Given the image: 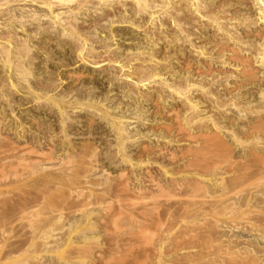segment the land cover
Returning a JSON list of instances; mask_svg holds the SVG:
<instances>
[{
    "label": "rangeland",
    "instance_id": "374dc122",
    "mask_svg": "<svg viewBox=\"0 0 264 264\" xmlns=\"http://www.w3.org/2000/svg\"><path fill=\"white\" fill-rule=\"evenodd\" d=\"M43 1L0 0V264H264V187L244 191L232 127L218 131L231 157L212 148L204 158L203 150L196 168L184 162L194 143L174 131L180 121L187 131L200 120L202 132L213 129V117L222 125L225 116L239 127L237 118L245 122L211 95L229 101L237 80L236 68L221 63L227 53L217 54L221 31L201 20L194 23L205 25L195 29L201 36L183 40L173 15L150 19L133 0L52 2L51 10ZM242 7H234L237 14L245 13ZM261 22L250 28H263ZM247 50L242 54L252 58L262 85L241 100L263 106L264 67ZM100 59L108 61L92 66ZM189 84L196 111L174 90ZM151 174L156 187L148 185Z\"/></svg>",
    "mask_w": 264,
    "mask_h": 264
},
{
    "label": "bare ground",
    "instance_id": "6f19581e",
    "mask_svg": "<svg viewBox=\"0 0 264 264\" xmlns=\"http://www.w3.org/2000/svg\"><path fill=\"white\" fill-rule=\"evenodd\" d=\"M70 1L71 0H51V2L48 0V1H46V0H44L43 2H41L42 3V5L45 7V8H47V9H50L51 8V6H50V4L52 3V2H57L56 4H61V3H63V4H65V5H67V3L69 2V4H70ZM85 1H90V0H85ZM102 1V0H101ZM105 1V0H104ZM109 2L110 0H106V2ZM117 1V0H116ZM118 1H120V0H118ZM130 1V0H129ZM134 2H135V4L138 6V8H136L137 9V12L138 13H140L142 10H144V8L146 7V9H148V13H149V18L150 19H153V18H155V14H158V16L160 17V15H163L162 13H165V15H167V14H171V15H173L172 17H170V15H169V17L171 18V20H174L173 22L175 23V27L177 28L178 27V30L180 31V33L183 35L181 38L184 40V39H190V40H192V38L190 37L191 35H195V37H194V39L195 38H198L199 36L198 35H200L199 34V31H197L198 32V34L196 33V31H195V29L197 28V25H194V23H198L199 21H201V20H204V22H206V25H213V26H215L216 27V29L218 30V32H220L221 31V37L222 38H220V40H222L221 42H219V43H217L216 45H218V46H216V48H217V51H219V52H217V54H219L220 55V57H223V55H224V53H227L226 55H224V60H222V64H226V65H228V66H234L235 68H236V70H237V73L235 74V76H234V78H237V80H236V82H233V92L234 93H232V92H229V91H227V94H229L230 95V97L228 98L229 99V101H223V98L220 96V95H218L217 96V92L216 93H214V92H212V94L211 95H213L214 96V99H213V102L215 101L216 103H217V105H218V107H221V108H228V109H231L232 107H234L235 109H237V111L238 112H241L242 114H240V115H242V116H244L245 118H243V119H245L244 121L245 122H241L240 120H238V118H237V122L239 121V123L240 124H242V127H239L237 124H235L234 122H233V119H231L230 117H223V119H226L225 121H226V123L223 121V119H222V123L224 124V125H222V124H220L221 122L219 121V118H215V117H213L212 119H211V121H212V126L211 127H213V129L212 128H207L206 127V132H202V127H201V125H200V120H199V123L197 122L196 124H198L199 126L197 127V126H193V128H192V125H188L187 127H188V130L187 131H182V128L180 127V122H179V124H177V126H175V128H174V131L177 133V134H180V136L182 137V138H178L179 140H184V142L185 141H189V142H192V143H194L193 145H192V143H191V145L192 146H190V148H187V147H185V148H187L188 150H186V151H184L185 152V154H186V160L184 161V162H186L185 164V166H190V167H193L194 168V166L196 165V164H198L197 162H196V160H198V158H199V161H201V156L203 155L201 152L203 151V150H205V151H203L204 152V158L206 157V151L207 150H209V149H212V148H214L215 150L216 149H218V152L221 150V151H224L225 153H227V154H225L224 152H222V153H224L225 154V156L227 155L228 157H231V152H232V147H230V143H228V142H226L222 137H220V135H219V133H218V131L220 132V129H223V128H225V126H229V127H232V130H230L231 131V138L232 139H234V141H236L237 142V145H238V147L240 148V150H241V153H240V155H241V158H243V163H244V166H243V173H242V175H243V180L242 181H240L241 182V184H242V182H243V184L245 185V189L246 190H244L245 192L246 191H251V190H253V192L255 191V192H262L263 190H260L261 189V187H264L263 185H264V105L263 106H252V104H250V105H247V107L246 106H243L244 105V103L246 104V102H244V101H242L244 98H243V96H245V95H248L249 97L250 96H252V98H253V91H251V89H253V87L255 86H257V83H258V85H262V83H260V80L259 79H257V76H255V74H257L258 73V71L253 67V62H252V58L250 57V54H252V55H255V58L254 59H256V63L257 62H259V65H261V66H263L264 67V49H260L259 47H258V45L256 46V45H254V44H252L251 42H249V40H246V38H249V37H253L254 39H256V40H258V41H261V43H258L259 44V46H263V48H264V25L262 26L263 28H260V29H258V28H255L257 25H258V21L260 20V19H262L263 20V22H261V23H264V0H252L253 2V4L255 5V6H257V7H255L254 9H255V11L257 10L258 12H256V14L258 15L256 18H252L251 17V4H249V3H247V0H217V2H216V4H214L215 3V1L214 0H173V2H172V0H133ZM232 1H234V2H232ZM74 2V1H73ZM84 2V1H83ZM81 3V4H84V3ZM214 2V3H213ZM232 2V3H231ZM72 3V2H71ZM86 3V2H85ZM78 4H80V3H78ZM102 4V3H101ZM106 4V3H105ZM122 4V3H121ZM127 4V2L125 3V5ZM135 4H134V6H135ZM119 5V4H118ZM122 5H124V4H122ZM124 5V6H125ZM129 5H131V4H129ZM236 5L237 6H243L242 8H244L245 9V13H243V14H240V13H238L237 14V12L238 11H235L234 10V7H236ZM254 5H252L253 7H254ZM42 6V7H43ZM53 6V5H52ZM101 6V5H100ZM106 6V5H105ZM107 6H108V4H107ZM112 6V5H111ZM41 7V6H40ZM98 7V6H97ZM117 7V6H116ZM136 7V6H135ZM82 8V7H81ZM113 8H115V5H114V7ZM112 8V9H113ZM118 8H120V7H117V8H115V9H118ZM125 9H126V7H125ZM238 9H239V7H238ZM253 9V8H252ZM51 10V9H50ZM49 10V11H50ZM114 10V9H113ZM127 10V9H126ZM71 11H72V9H71ZM115 11V10H114ZM113 11V12H114ZM73 12V11H72ZM84 12V11H83ZM126 12V11H125ZM131 12H133V11H131ZM131 12H130V14H131ZM110 13V12H109ZM142 13H143V11H142ZM105 14L106 15H108V13L107 12H105ZM134 14V13H133ZM111 15V14H110ZM119 15V14H118ZM143 15V14H142ZM141 15V17H143ZM164 15V16H165ZM158 16H156V17H158ZM253 16V15H252ZM133 17V16H132ZM136 17V16H135ZM99 18V17H98ZM106 18V17H105ZM124 18H127V17H125L124 16ZM130 17H128V19H129ZM56 19V18H55ZM57 19H59L58 17H57ZM61 19V18H60ZM64 19H66V18H64ZM101 20V19H100ZM123 20H126V19H123ZM155 20V19H154ZM59 21V20H58ZM68 21V20H67ZM67 21H66V24L69 26V23H67ZM156 21V20H155ZM69 22V21H68ZM97 22V21H96ZM98 22H100V21H98ZM97 22V23H98ZM123 22V21H122ZM125 22V21H124ZM10 23V22H9ZM92 23V22H91ZM97 23H95V25L97 24ZM208 23V24H207ZM260 23V22H259ZM20 24V23H19ZM59 24V23H58ZM199 24H200V22H199ZM60 25V24H59ZM98 25H99V23H98ZM130 25V24H129ZM152 25V24H151ZM252 25L253 26H255V27H253L254 29L252 30V28H250V27H252ZM71 26V25H70ZM97 26V25H96ZM104 25H101L100 24V27H103ZM136 26H137V24H136ZM199 26V25H198ZM202 26V25H201ZM201 26H199L197 29H199ZM156 27V26H155ZM160 27V26H159ZM10 28V27H9ZM96 28V27H95ZM139 28L141 29V27L139 26ZM145 28V27H144ZM201 28H205V25H203ZM206 28H207V26H206ZM88 29V28H87ZM105 29V28H104ZM111 29V28H110ZM138 29V28H137ZM83 30H85V29H83ZM238 30H239V32H238ZM145 31V30H144ZM147 31V30H146ZM146 31H145V33H146ZM9 32V31H8ZM16 32V31H15ZM70 32V31H69ZM68 32V33H69ZM67 33V34H68ZM144 33V34H145ZM149 34H151L150 32H148ZM217 33V32H216ZM75 34V33H74ZM80 34H82V33H80ZM80 34H79V37H80ZM149 34H148V36H147V38L148 39H150L151 41V43L153 42V38L151 39V38H149ZM218 34V33H217ZM12 35V34H11ZM48 35V34H47ZM66 35V34H65ZM64 35V36H65ZM85 35V34H84ZM112 35V34H111ZM196 35H197V37H196ZM113 36V35H112ZM179 36V35H178ZM181 36V35H180ZM201 36V35H200ZM77 37V36H76ZM79 37H78V39L77 40H79ZM109 37V36H108ZM111 37V36H110ZM150 37H152V34H151V36ZM156 37V36H155ZM166 37V36H165ZM190 37V38H189ZM68 38V37H67ZM75 38V37H74ZM82 38V37H81ZM87 38V36L85 37V38H82L81 40L85 43L86 42V39ZM144 38V37H143ZM164 38V37H163ZM178 38V37H177ZM243 38H245V39H243ZM147 39V40H148ZM160 39V38H159ZM172 40H174V42H175V38H171ZM171 39H170V41H171ZM1 40V39H0ZM3 40H4V38H3ZM74 40V39H73ZM76 40V39H75ZM87 40H88V38H87ZM179 40V39H178ZM15 41V40H14ZM81 41V42H82ZM93 41V40H92ZM108 41V40H107ZM158 41V40H157ZM156 41V42H157ZM182 41V40H181ZM186 41V40H185ZM16 42V41H15ZM74 42V41H73ZM168 42V41H167ZM171 42H173V41H171ZM191 42V41H190ZM253 42H255V41H253ZM77 43V42H76ZM79 43V42H78ZM86 43H88V42H86ZM8 44V43H7ZM19 44V43H18ZM21 44H22V42H21ZM89 44V43H88ZM91 44V43H90ZM257 44V43H256ZM191 45L192 46H194L195 47V49L197 48L196 46H195V43H194V40H193V42H191ZM214 45V44H213ZM76 46V45H75ZM91 46V45H90ZM106 46V45H105ZM156 46V45H155ZM168 46V45H167ZM173 46V45H172ZM246 46V47H245ZM108 47V46H107ZM154 47V46H153ZM193 47V48H194ZM205 47V46H204ZM79 48H81L80 46H79ZM105 48V47H104ZM76 49V48H75ZM82 49V48H81ZM95 49V48H94ZM93 49V50H94ZM143 49V48H142ZM248 49V50H247ZM15 50V49H14ZM17 50V49H16ZM182 51H184L183 49H181ZM244 50H247V51H250V54L249 53H247V54H249V57L250 58H248V55L247 56H245V55H243L242 54V52H244ZM13 51V50H12ZM86 51V50H85ZM92 51V50H91ZM108 51V50H107ZM216 51V50H215ZM23 52V51H22ZM84 52V51H83ZM83 52H81L82 53V55H83ZM90 52V51H89ZM152 52H153V50H152ZM195 52H197V53H199V54H204V49H202V48H200V49H196L195 50ZM194 52V53H195ZM79 53V52H78ZM96 53V52H95ZM143 53V52H142ZM154 53V52H153ZM19 54V53H18ZM85 54H86V52H85ZM97 54H99V52H97ZM152 54V53H151ZM184 54V53H183ZM246 54V53H245ZM79 55V54H78ZM81 55V54H80ZM87 55H88V52H87ZM90 55H92V54H90ZM104 55V54H103ZM134 55V54H133ZM158 55V54H157ZM201 56V55H200ZM84 57H87L86 55L84 56ZM83 57V58H84ZM89 57V56H88ZM142 57V56H141ZM148 57H150V56H148ZM176 57V56H175ZM16 58V57H15ZM78 58H79V56H78ZM136 58V57H135ZM82 59V58H81ZM80 59V60H81ZM90 59V58H89ZM205 59V58H204ZM217 59V58H216ZM222 59V58H221ZM14 60V59H13ZM12 60V61H13ZM84 60H85V58H84ZM101 60V59H100ZM100 60H99V62H95V60H94V62L92 63V66L94 65L95 67H99V66H101V65H104L105 64V62L106 61H108V59L107 60H105V62L103 61V60H101L102 62H103V64H100ZM110 60V59H109ZM119 60V59H118ZM159 60V59H158ZM8 61V60H7ZM11 61V62H12ZM87 61V60H86ZM89 61H93V60H89ZM98 61V60H97ZM114 61V60H113ZM117 61V60H116ZM128 61V60H127ZM126 61V62H127ZM145 61V60H144ZM148 61V60H147ZM153 61V60H152ZM156 61V60H155ZM255 61V60H254ZM17 62V61H16ZM28 62V61H27ZM101 62V63H102ZM124 62V61H123ZM126 62L125 63H123V64H126ZM130 62H131V59H130ZM166 62V61H165ZM84 63V62H83ZM89 63V62H88ZM91 63V62H90ZM108 63V62H107ZM110 63V62H109ZM112 63V62H111ZM122 63V62H121ZM156 63H157V61H156ZM162 63H164V62H162ZM187 63V62H186ZM86 64V63H85ZM122 64V65H123ZM155 64V63H154ZM158 64V63H157ZM255 64V63H254ZM258 64V63H257ZM6 65V64H5ZM122 65H120V66H122ZM127 65V64H126ZM126 65H123V67L125 66L126 67ZM151 65V64H150ZM115 66H117V62H116V65ZM149 66V65H148ZM13 67V66H12ZM16 67V66H15ZM124 67V68H125ZM128 67H130L129 65H128ZM202 67V66H201ZM7 68V67H6ZM120 68H122V67H120ZM119 68V69H120ZM127 68V67H126ZM144 69V68H143ZM234 69V68H233ZM20 70V69H19ZM138 70V69H137ZM206 70V69H205ZM204 70V71H205ZM219 70V69H218ZM209 71H210V69H209ZM208 71V72H209ZM230 71V70H229ZM144 72H146V71H144ZM260 72V71H259ZM150 73V72H149ZM156 73V72H155ZM148 74V73H147ZM152 74H154V73H152ZM230 74H231V72H230ZM17 75H18V73H17ZM28 75V74H27ZM123 75V74H122ZM156 76H154V75H148V76H151V77H149V80L151 79V78H153V77H155V80L154 81H156V78L157 77H159V74L157 73V74H155ZM158 75V76H157ZM204 75V74H203ZM261 75H263V77H264V69L262 70V74ZM129 76V75H128ZM231 76V75H230ZM121 77V76H120ZM183 77V76H182ZM218 77V76H217ZM228 78V76H225V81H226V79ZM232 78H233V75H232ZM239 78V79H238ZM154 79V78H153ZM153 79H152V81H153ZM159 79V78H158ZM262 79V78H261ZM139 81H140V84H141V82L143 81L144 82V80L145 81H147L148 80V78L147 77H145V79L143 80V78H141V79H138ZM184 80H185V78H184ZM187 80V79H186ZM192 80V79H191ZM263 80H264V78H263ZM224 81V82H225ZM189 82V81H188ZM261 82H263V81H261ZM136 83V82H135ZM181 83V82H180ZM29 84V83H28ZM133 84V83H132ZM138 84V83H137ZM164 84V83H163ZM208 84V83H207ZM226 84V83H225ZM50 85V84H49ZM136 85V84H135ZM144 85V84H143ZM142 85V86H143ZM184 85V84H183ZM29 86V85H28ZM43 86V85H42ZM48 86V85H47ZM169 86V85H168ZM193 85H191V84H189L188 86H184L182 89H181V87L179 86L178 88L177 87H175V92H176V94L178 95V97H180V98H182V99H184L188 104H187V107L189 108V110H195L196 111V109H198V107H197V102H195V101H192L193 99H192V97H190V96H188V94L186 95V93L190 90V89H192L193 87H192ZM248 86H250V88H246V87H248ZM252 86V87H251ZM31 87V86H30ZM167 87V86H166ZM210 87V86H209ZM208 87V88H209ZM254 87V88H255ZM260 87V86H259ZM132 88V87H131ZM136 88V87H135ZM168 88V87H167ZM201 88V87H200ZM203 88V87H202ZM206 88V87H205ZM204 88V90L206 91V89ZM207 88V89H208ZM242 88H245V94L244 95H241V93L239 92ZM172 89V90H173ZM189 89V90H188ZM194 91H195V86H194ZM257 89V88H256ZM255 89V90H256ZM158 90V89H157ZM173 90V91H174ZM197 90V89H196ZM201 90H203V89H201ZM230 90V89H229ZM231 90V91H232ZM51 91V90H50ZM236 91V92H235ZM263 92H264V90H262ZM203 92V91H202ZM136 93V92H135ZM133 94V93H132ZM207 94V93H206ZM42 95V94H41ZM228 95V96H229ZM50 96V95H49ZM148 96H151V95H149L148 94ZM210 96V95H209ZM260 96V95H259ZM56 97V96H55ZM145 97H147V96H145ZM222 98V100H220L221 98ZM149 99H150V97H148ZM211 98V97H210ZM219 98V99H218ZM243 98V99H242ZM176 99V98H175ZM216 99V100H215ZM226 99V98H225ZM242 99V100H241ZM46 100V99H45ZM52 100V99H51ZM211 100V99H210ZM220 100V101H219ZM55 101V100H54ZM57 101V100H56ZM58 103V102H57ZM155 103V102H154ZM183 103V102H182ZM250 103V102H249ZM186 104V103H185ZM67 105V104H66ZM215 105V104H214ZM255 105V104H254ZM261 105V104H260ZM216 106V105H215ZM187 108V109H188ZM233 108V109H234ZM214 109L216 110L217 108L216 107H214ZM214 109H212V110H214ZM220 110V109H219ZM64 111V110H63ZM190 111V112H191ZM217 111H218V109H217ZM216 111V112H217ZM189 112V111H188ZM201 112H202V110H201ZM204 112V111H203ZM220 112H221V110H220ZM172 113V112H171ZM222 114V113H221ZM176 115V113H174V116ZM184 115V114H183ZM190 115V114H189ZM188 114H187V116H189ZM199 115V114H198ZM200 115H201V113H200ZM236 115V114H235ZM168 116V115H167ZM192 116H193V113H192ZM191 116V117H192ZM196 116V115H195ZM223 116H224V114H223ZM178 117V116H177ZM186 117V116H185ZM241 117V116H240ZM68 118V117H67ZM179 118V117H178ZM196 118H198V117H195V119ZM222 118V117H221ZM174 119H175V117H174ZM189 119V118H188ZM194 120V116L188 121V123L190 124H192L193 123V120ZM197 120V119H196ZM176 121H178L177 119H176ZM202 121H203V119H202ZM208 121H210V120H208ZM236 121V120H235ZM172 122V121H171ZM174 122H175V120H174ZM187 122V121H186ZM176 125V124H175ZM186 125H187V123H186ZM193 125H195V124H193ZM67 126V125H66ZM124 126V125H123ZM206 126H208V125H206ZM236 127V128H233V127ZM156 127V126H155ZM165 128L167 127V126H164ZM168 127H170V126H168ZM172 127V126H171ZM182 127H183V125H182ZM195 127V128H194ZM197 127V128H196ZM112 129V128H111ZM187 129V128H186ZM227 129V128H226ZM166 130V129H165ZM171 130V132H173L172 131V128L170 129ZM168 131V130H167ZM223 131V130H222ZM222 133V132H221ZM227 133V132H226ZM174 134V133H173ZM230 134V133H229ZM167 135H169V134H167ZM178 136V135H177ZM177 136H174V137H176L177 138ZM69 137V136H68ZM127 137V136H126ZM125 137V138H126ZM173 136H171V138H172ZM176 140V139H175ZM180 142V141H179ZM183 142V143H184ZM189 142H187V143H189ZM232 143H234V142H232ZM190 144V143H189ZM187 146V145H186ZM145 148H146V146H145ZM147 149V148H146ZM149 149V148H148ZM84 150V149H83ZM150 150V149H149ZM152 150V149H151ZM125 151V150H124ZM147 151V150H146ZM161 151V150H160ZM182 151V152H183ZM213 151V150H212ZM68 152V151H67ZM174 152V151H173ZM183 152V153H184ZM214 152V151H213ZM217 152V151H216ZM79 153V152H78ZM82 153V152H81ZM163 153V152H162ZM181 153V152H180ZM211 153V152H210ZM67 154V153H66ZM83 154V153H82ZM152 154V153H151ZM176 154V153H175ZM212 154V153H211ZM210 154V155H211ZM121 155V154H120ZM161 155H163V154H161ZM169 155V154H168ZM173 155H174V153H173ZM178 155H180V154H178ZM184 155V154H183ZM208 155V154H207ZM217 155V154H216ZM75 156V155H74ZM201 158H200V157ZM223 156V155H222ZM77 157V156H76ZM88 157V156H87ZM93 157V156H92ZM95 157V156H94ZM153 157V156H152ZM169 158H173V160H174V157H170V156H168ZM183 157V156H182ZM208 157H210V156H208ZM68 158H69V156H68ZM73 158V157H72ZM111 158H112V156H111ZM181 158V157H180ZM203 158V162H204V160H206V159H204ZM214 158V157H213ZM212 158V159H213ZM85 159V158H84ZM167 159V158H166ZM211 159V158H210ZM221 159V158H220ZM228 159V158H227ZM81 160V159H80ZM91 160V159H90ZM64 161H65V159H64ZM67 161V160H66ZM208 161L209 160H207V162H205V166H206V164L208 163ZM211 161V160H210ZM209 161V162H210ZM227 161V160H226ZM91 162V161H90ZM111 162V161H110ZM126 162V161H125ZM173 162V161H172ZM196 162V163H195ZM92 163H93V161H92ZM178 163V162H177ZM252 164V166H253V170L250 172L249 171V164ZM176 164V163H175ZM174 164V165H175ZM182 164V163H181ZM24 165V164H23ZM70 165V164H69ZM68 165V166H69ZM90 165V164H89ZM200 165V164H199ZM198 165V166H199ZM72 166V165H71ZM83 166V165H82ZM204 165H203V167H205ZM242 167V166H241ZM77 168H78V166H77ZM189 168V167H188ZM195 168H196V166H195ZM199 168H201V166H199ZM208 168V167H207ZM184 169H185V167H184ZM210 169V168H209ZM187 170H189V169H187ZM193 169H191V171H192ZM196 170H199V169H196ZM201 170H203V168L201 169ZM208 172V171H207ZM151 173V172H150ZM193 173H195V174H197L195 171L193 172ZM199 173V172H198ZM226 173V172H225ZM147 174V173H146ZM145 174V175H146ZM201 174V173H200ZM199 174V175H200ZM154 175V174H153ZM149 176V177H148ZM147 177L149 178V180L148 181H150L149 183H148V185L152 182V183H154L153 181H156V180H153V177H152V174L151 175H148ZM152 178H151V177ZM201 176V175H200ZM218 176V175H217ZM241 176V175H240ZM140 177V176H139ZM146 177V178H147ZM147 178V179H148ZM157 178V177H156ZM5 179V178H4ZM153 180V181H152ZM171 180V179H170ZM176 181V180H175ZM198 181V180H197ZM211 181V180H210ZM127 182V181H126ZM157 182V181H156ZM172 182V181H171ZM195 182V181H194ZM1 183V182H0ZM196 183V182H195ZM123 184H124V182H123ZM122 184V185H123ZM147 184V183H146ZM155 184V183H154ZM154 184H152L153 186H154ZM198 184H200V182H198ZM69 185V184H68ZM156 185L157 184H155V187H156ZM195 185V184H194ZM204 185V184H203ZM202 184H200L199 186H203ZM127 186V185H126ZM150 186H151V184H150ZM159 186V185H158ZM157 186V187H158ZM195 186H197V185H195ZM70 188H73V187H70ZM133 188V187H132ZM159 188V187H158ZM195 188H198V187H195ZM123 189H124V186H123ZM127 189H128V187H127ZM157 189V188H156ZM124 192L126 191V190H123ZM133 191V190H132ZM243 191V192H244ZM121 192H122V190H121ZM120 192V193H121ZM127 192V191H126ZM160 192V191H159ZM254 192V193H255ZM119 193V192H118ZM117 193V194H118ZM130 193V192H129ZM133 193V192H132ZM136 193V192H135ZM250 193H252V192H250ZM249 194V193H248ZM257 194V193H256ZM261 195V194H260ZM71 196V195H70ZM263 197V196H262ZM248 199V198H247ZM125 201V200H124ZM264 201V200H263ZM121 202V201H120ZM246 202V201H245ZM129 204H131V203H129ZM118 205V204H117ZM124 205V204H123ZM102 207V206H101ZM105 207V206H104ZM118 207V206H117ZM123 207V210H124V207H125V205L124 206H122ZM131 206L129 205V208H130ZM145 207V206H144ZM126 209H128L127 207H125ZM119 209V208H118ZM82 210V209H81ZM260 211V210H259ZM120 212V211H119ZM119 215H120V213H118ZM59 215V214H58ZM116 216V215H115ZM262 226V225H261ZM264 230V229H263ZM261 235V234H260ZM264 238V237H263Z\"/></svg>",
    "mask_w": 264,
    "mask_h": 264
}]
</instances>
